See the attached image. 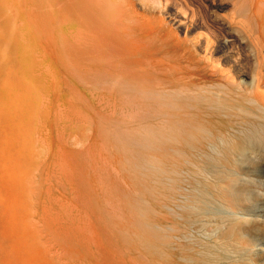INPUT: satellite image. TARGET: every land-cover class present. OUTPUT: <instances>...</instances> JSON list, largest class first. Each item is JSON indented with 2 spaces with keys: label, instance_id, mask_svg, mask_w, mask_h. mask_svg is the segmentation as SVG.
I'll use <instances>...</instances> for the list:
<instances>
[{
  "label": "rangeland",
  "instance_id": "374dc122",
  "mask_svg": "<svg viewBox=\"0 0 264 264\" xmlns=\"http://www.w3.org/2000/svg\"><path fill=\"white\" fill-rule=\"evenodd\" d=\"M123 1L129 44L110 55L107 68L100 62L117 75H109L116 82L110 84L81 77L76 62L57 60L47 40L46 0H0V264H158L155 249L141 239L159 241L161 221L166 249L171 251V242L180 244L169 230L177 221L174 207L160 209L157 195L144 197L142 191L154 181L155 170L145 177L138 164L142 144L128 138L140 139L141 113L130 112L123 93L118 103L113 95L125 88L141 99L145 87L183 89L190 86L188 78H194V91L203 92L217 81L208 74L213 69L204 55L185 44V34L166 16ZM176 2L226 22L238 10V0ZM214 4L226 7L217 10ZM254 82L248 78L244 89ZM132 206L140 214L131 212ZM143 224L151 231L144 233Z\"/></svg>",
  "mask_w": 264,
  "mask_h": 264
},
{
  "label": "bare ground",
  "instance_id": "6f19581e",
  "mask_svg": "<svg viewBox=\"0 0 264 264\" xmlns=\"http://www.w3.org/2000/svg\"><path fill=\"white\" fill-rule=\"evenodd\" d=\"M123 2L46 0L47 40L50 50L59 55L57 60L78 63L81 77L107 81L110 74L114 77L115 71L107 73L104 64L129 44L130 33L125 32L121 15ZM133 3L148 14L166 16L185 34V44L189 42L188 47L204 55L213 69H208V74L217 81L213 90L203 92L194 91V78H188L190 86L183 89L145 87L143 94L139 89L141 99L129 88L130 92L122 88L124 92L118 90L120 94L113 95L117 102L123 93L122 102L130 112L141 113L140 139L128 138L143 147L138 164L144 171L137 168L145 177L152 173L151 168L155 170L154 185L143 187L144 197L153 191L160 209L171 204L177 219L169 230L178 235L180 244L171 242V251L166 249V225L162 221L157 226L159 241L151 238V242L143 233L141 241L155 249L158 264H264V0H252L249 5L238 0L237 17L229 22L205 13L197 15L176 0ZM214 5L217 10L226 7ZM205 26L207 33L192 35ZM215 54L220 57L214 59ZM252 76L254 86L245 90L244 84ZM133 210L137 212L135 207ZM209 223L213 224L211 230ZM141 241L138 244L143 247Z\"/></svg>",
  "mask_w": 264,
  "mask_h": 264
}]
</instances>
